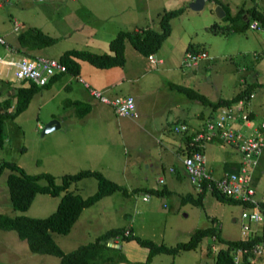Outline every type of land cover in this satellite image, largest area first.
Masks as SVG:
<instances>
[{
  "label": "rangeland",
  "instance_id": "rangeland-1",
  "mask_svg": "<svg viewBox=\"0 0 264 264\" xmlns=\"http://www.w3.org/2000/svg\"><path fill=\"white\" fill-rule=\"evenodd\" d=\"M220 2L229 7L231 14L251 4L264 9V0ZM212 3L204 0L200 8H192L188 0H0V35L9 45L15 41L17 30L11 28L14 25V22L11 24L12 18L19 22L20 29L26 25H35L56 37L53 43L37 49V55L60 62L58 55L66 48L107 51V41L117 29L148 25L157 28V13L183 5L181 12L170 18V31L155 51L165 62L155 65L157 69L151 70L154 74L141 77L140 85L145 86L147 78L158 82L174 79L194 85L207 99L213 101L218 97H230L254 76L257 83L254 88L257 97L254 100L261 97V104L264 105V25L259 22L256 28H251L247 21L245 23L242 14L227 19L218 17ZM187 44H191L193 49H186ZM3 46L0 42V56L5 53ZM201 49L207 53V57L199 59L191 67L182 63L186 50ZM8 54L9 57H16L14 53ZM80 61L82 69L93 68L87 61ZM166 66L173 68L161 70ZM11 71L10 64L2 67L0 62V77H8L17 82ZM189 75H194L195 79L190 80ZM51 76L61 81L59 86L55 82L50 83ZM83 81L65 71V66L64 69L54 70L45 81L46 84L31 96L26 107L14 117L5 119L3 125L5 140L0 147V159L11 160L28 173L49 172L54 176L55 183H59L63 173L86 168L99 170L109 179L123 184L128 191L122 194L114 190L82 207L66 233L51 232L58 246L67 251L81 242L94 240L112 226L127 227L131 233L141 237L173 245L177 241L186 240L196 227L211 223L214 217L221 237L238 238L242 203L215 199L209 193L211 188L206 182L203 184L206 191L201 205L180 201L176 193H149L147 200L142 198L145 192L143 184L156 185L153 179L160 174L164 175L165 185L169 187L170 173L166 169L161 171L160 168L154 170L145 167L139 155H135V150L142 141L147 140V134L136 125V132L129 134L126 131L129 124H121L123 117L129 116L119 117L110 105L92 98L91 88L100 91L101 95L108 94L94 88L92 84L95 83L90 82V85ZM125 90L123 88L121 92ZM153 91L155 93L158 90ZM138 99L140 105L144 106L145 97L139 95ZM85 104L90 105V108L84 114H78ZM11 107L8 106V109ZM195 107L203 112L215 113L211 107L191 100L188 120L194 118L192 111ZM236 112L232 120L236 119ZM51 115L59 122V126L42 133L43 125L52 119ZM134 119L142 126L147 125L145 123L148 119L143 115L137 114ZM172 119L168 115L165 122ZM237 123H229V127L236 129ZM154 125L147 126L154 128ZM128 155H134L132 160L127 161ZM163 165L167 167L165 161ZM7 171L5 168L0 173L1 212L40 217L54 209L59 195L45 192H36L24 210L11 208L5 186ZM186 177L189 182L187 174ZM182 180L183 193L180 195H185L186 190L193 195L199 191L184 178ZM37 182L43 184L47 181L40 177ZM163 185L157 183L158 187ZM95 187L96 180L91 175L71 182L68 186L82 196L92 193ZM250 226L260 231V225L255 221ZM258 241L263 244V252L252 264H264V239ZM107 242L112 247L104 251V255H110V259L104 261L106 264H214L216 249L224 246V243L206 235L194 248L180 249L175 253L159 251L148 258L147 247L132 239L116 236L110 237ZM57 261L58 257L53 254L30 251L25 241L18 238L13 230L0 228V264H57Z\"/></svg>",
  "mask_w": 264,
  "mask_h": 264
},
{
  "label": "trees",
  "instance_id": "trees-1",
  "mask_svg": "<svg viewBox=\"0 0 264 264\" xmlns=\"http://www.w3.org/2000/svg\"><path fill=\"white\" fill-rule=\"evenodd\" d=\"M219 4L224 14L221 18H233L240 14L249 22L256 20L264 25V9L258 8L255 4L248 5L244 9L239 8L233 14L229 12V7L220 2V0H211ZM183 6V5H182ZM182 6L171 9H164L157 13V28L151 26L137 27L132 29H117L107 41V51L96 52L87 48H66L59 55L58 59L65 66V71L72 74H78L79 61H87L96 67L121 66L126 61L125 45L138 52L141 57H145L149 53H154L160 46L164 37L170 31L169 20L172 16L178 14L182 10ZM56 37L44 32L35 25H26L15 35V50L25 56H33L37 54V49L51 44ZM193 49L191 44H187L186 49ZM55 76V75H54ZM51 76V81L54 77ZM9 82V81H8ZM253 83V84H252ZM248 82L244 87L238 89L230 97H218L213 101L206 98L205 94L198 91L195 87L179 82L168 81L167 86L178 94H182L188 100H197L203 105L215 109V113L219 107L229 106L231 103L249 92L254 82ZM46 84V83H45ZM22 79L20 83L11 85V90L7 95L0 96V147L4 144V120L14 117L22 111L29 102L31 96L42 85ZM8 106H12L8 109ZM89 109L88 104L81 108L78 114L82 115ZM193 148H189L188 152ZM195 149V148H194ZM7 168L5 177V186L7 198L11 208L16 210H24L31 202L36 192H45L48 194H58V200L52 211L40 217L28 216L22 213L9 215L0 211V228L11 229L16 236L23 239L27 248L32 252L53 254L58 257L57 264H106L104 261L110 259V255H104V251L109 250L112 246L106 242L110 237L119 236L120 239H132L136 243H140L147 247V257L152 254L165 251L175 253L180 249L194 248L206 235L214 236L213 239L224 243L219 246L214 255V264H233L230 250L235 247H244L248 249L255 241L264 239V220L260 231L249 238H233L224 239L220 236L218 227L211 219V223L206 226L196 227L190 232L184 241H177L173 245H167L162 242H155L151 238L141 237L138 234L131 233L127 227L112 226L104 230L103 233L96 236L94 240L81 242L67 251H63L52 238L51 232L66 233L71 225L78 217L82 207L87 206L101 196L109 194L114 190H119L122 194L128 191L123 184H119L109 179L99 170L78 169L75 172L63 173L60 176L59 183H55L54 176L49 172L28 173L19 165L11 160L0 159V173ZM91 175L96 180L95 190L85 196L68 188L71 182H75L84 176ZM44 177L46 183L39 184L37 179ZM143 191L148 193H160L156 188L144 186ZM205 188L197 191L195 195L186 192L185 195H178L180 201H190L194 204L201 205ZM209 193L217 200L222 202H241L243 206L249 205L248 202L240 198H234L221 193L213 187ZM264 210V205L263 208ZM125 230L127 232L125 233ZM246 253H249L248 251ZM110 262V261H109ZM252 264V263H251Z\"/></svg>",
  "mask_w": 264,
  "mask_h": 264
},
{
  "label": "crops",
  "instance_id": "crops-1",
  "mask_svg": "<svg viewBox=\"0 0 264 264\" xmlns=\"http://www.w3.org/2000/svg\"><path fill=\"white\" fill-rule=\"evenodd\" d=\"M11 20H16V18H12ZM20 30L21 29L19 26L17 32ZM5 44L4 46L7 47L8 51L3 46L5 53L4 55L0 56L2 67L3 65L9 66V60H15L19 55H21L15 50L16 41H14L12 45L7 44V42L5 41ZM8 52L14 53L16 57H9ZM152 54L155 58V61L148 60L147 56L146 58L141 57L142 55L130 48L128 45H125L126 61L121 66L114 65L108 67H96L92 65L93 68L87 67L82 69L79 64V72L78 74H76V77L78 79L82 78L90 85V82L95 83L92 84V86L99 90L105 91L108 96L124 94L132 95L136 106V111L138 112V116L143 115L144 117H146L148 121H146L145 124L147 125L155 124L153 126L154 128H151L147 125L142 126L137 123L134 119L135 117H123L121 124H129V126L126 128V131L129 134H133L136 132L137 127H135V125L138 126V128H140L143 132H145V134H147V140L140 143L138 149L135 150V155H139L140 160L145 163V167H151L154 168V170H159L160 168L161 171H164L166 169L168 173H170L168 177V182L170 184L169 187L165 185L166 181L164 175L162 176L160 174H157L153 179L156 185L143 184L142 186H148L160 190L158 191L160 193H155V195H167L170 193H176L178 196L180 193H183V191L181 190L184 184L182 178H184L188 182L186 172L181 162V158L185 153L188 152L190 147L200 150L203 153L205 158V168L209 173H211V175L215 177L219 175L221 176L228 172L236 171L240 166L241 151L238 149L235 143L227 142L217 137H212L209 140L193 139V135L204 128V119L207 116H211L214 118L216 116V113L213 114L209 112H203L202 110H198V108L195 107L193 109L194 111H192V116L194 118L192 120H188V110L190 108L191 100L182 97L167 86L168 81L177 82L174 79H164L163 82H158L155 80L152 81L151 78H147L145 86L140 85L139 81L141 77L149 74H154L151 72V70L157 69V66L155 65H162L165 62L161 56L157 55V53L154 52ZM169 68L173 67L166 66L161 70H168ZM5 73L6 72H4V75ZM172 73L175 74L174 70L172 71ZM188 78H190V80H194L195 76L189 75ZM22 79H16L17 82H14L8 77L3 78L1 76L0 96L7 95L11 90V85L20 83ZM27 80L31 79H25V81ZM254 81L255 78L253 76L249 82L252 83ZM52 82H55L57 86H59V84L61 83V81H59V79L57 78H53L50 83ZM131 82H133V84H131ZM256 87L257 85H253V88L249 92L245 93L242 97L239 98L242 99V105L239 106V109L236 112V119L234 118L229 122L232 123V125L233 123L238 122L236 124L238 125V127H236L235 130H238L242 134L251 133L255 128H257L258 131L262 129L261 122L264 119V105L261 104L263 103L261 97H259L257 101L254 100L257 97L254 89ZM123 88L126 89L125 92H121ZM143 88L144 90H142ZM154 89L158 91L153 93ZM139 95H143L145 97L146 103L144 106H141L139 103ZM213 111H215V109ZM242 113L246 115L245 119L241 118L240 114ZM116 115L121 117V115ZM168 115H171L173 119L172 121L165 122ZM52 117L53 115H51V118ZM180 124H185L186 128L179 129L178 126ZM133 157L134 155H128L127 161L132 160ZM255 159L256 163L251 167L249 172V184L251 187H253L255 196H258L261 190L264 188V143L262 145L260 153ZM164 161L167 164L166 168L163 165ZM159 178H161L162 180L158 181ZM156 182L162 184L164 183V185L162 187H158ZM186 192L190 191L186 190L185 193ZM144 193L142 194V197L146 195ZM218 226L219 225L216 224V227ZM211 237L214 238L213 235ZM238 238H240V236Z\"/></svg>",
  "mask_w": 264,
  "mask_h": 264
},
{
  "label": "built area",
  "instance_id": "built-area-1",
  "mask_svg": "<svg viewBox=\"0 0 264 264\" xmlns=\"http://www.w3.org/2000/svg\"><path fill=\"white\" fill-rule=\"evenodd\" d=\"M11 24L13 30L19 29L18 21L12 20ZM249 26L256 28L258 23L256 20H252L249 22ZM0 42L5 44L1 36ZM185 53L186 56L182 63L188 67L196 65L199 59L207 57V53L202 49L199 51L186 50ZM147 58L150 61H155L152 53H149ZM8 64L11 65L12 75L15 79H31L37 84H44L54 70L64 69V64L58 60L37 54L34 56L19 55L15 60H9ZM83 83L85 82L83 81ZM90 92L91 96L97 100L110 105L116 114L136 117L137 111L131 94L104 96L99 93L100 91L93 88L90 89ZM240 105H242V99H238L229 106L219 107L216 116L214 118L207 116L204 119V128L193 135L194 140H209L212 137H217L235 143L241 151L240 166L236 171L225 173L216 178L206 170L204 155L197 149L185 153L181 162L194 189L200 190L206 182L209 188L213 187L225 195L240 198L249 203L240 212V238H249L258 233L251 228L252 221H255L261 228L264 220V210L262 209L264 188L258 196H255L254 189L249 184L250 169L256 163L255 158L260 153L264 143V119L261 122L262 129L260 131L255 128L251 133L242 134L238 130L230 128L229 122ZM240 116L243 119L246 118L244 113ZM178 128L185 129L186 126L180 124ZM161 180V178L158 179V181ZM144 194L146 195L142 198L147 199L148 192ZM247 251L249 253H246ZM262 252L263 244L260 241H255L248 249L238 246L230 250L233 264H251L253 260L256 262Z\"/></svg>",
  "mask_w": 264,
  "mask_h": 264
},
{
  "label": "water",
  "instance_id": "water-1",
  "mask_svg": "<svg viewBox=\"0 0 264 264\" xmlns=\"http://www.w3.org/2000/svg\"><path fill=\"white\" fill-rule=\"evenodd\" d=\"M204 0H189L188 1V5L192 8H200L203 4ZM213 5V8H214V12L215 14L218 16V17H221L223 14H224V11L222 9V7L213 2L212 3ZM58 126V121L55 119V118H52L50 120H48L44 125H43V128H42V133L45 132V131H48L50 129H54ZM107 244H109L107 242Z\"/></svg>",
  "mask_w": 264,
  "mask_h": 264
}]
</instances>
